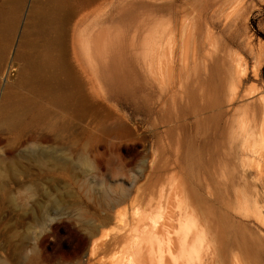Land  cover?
<instances>
[{
  "label": "rangeland",
  "instance_id": "obj_1",
  "mask_svg": "<svg viewBox=\"0 0 264 264\" xmlns=\"http://www.w3.org/2000/svg\"><path fill=\"white\" fill-rule=\"evenodd\" d=\"M103 1L0 0V264H22L41 218L53 222L47 257L76 252L72 209L88 205L87 187L132 199L147 188L145 205L156 211L160 190L185 177L206 181L204 194L211 189L212 225L225 233L231 259L246 240L264 264V152L252 153L264 144V0H142L113 13L105 33L120 29L130 39L149 14L153 27L180 19L194 36L177 101L150 82L107 74L108 103L75 64L66 26ZM229 25L237 26L234 42ZM115 229L110 223L104 231Z\"/></svg>",
  "mask_w": 264,
  "mask_h": 264
},
{
  "label": "bare ground",
  "instance_id": "obj_2",
  "mask_svg": "<svg viewBox=\"0 0 264 264\" xmlns=\"http://www.w3.org/2000/svg\"><path fill=\"white\" fill-rule=\"evenodd\" d=\"M134 1L142 0L90 3L68 19L66 26L71 36L74 62L81 72L88 74L96 97L104 102H110L105 81L107 74L112 78L119 75L121 83L132 82L133 78L140 82L142 79L147 86L150 82L163 97H173L177 101L183 91L184 74L190 67L186 49L194 36L192 28L186 36L184 22L180 19L174 24L162 23L153 27L147 14L138 21L130 39L120 29L118 33L115 30V34L100 29L113 13ZM144 1L154 6L178 3L177 0ZM236 27H226L225 31L231 33V42L235 40L233 28ZM193 62L197 66L196 57ZM109 110L116 112V107L111 106ZM245 146L250 147V144ZM263 147L264 144L252 145L253 155L263 154ZM81 162L88 168L93 166L86 159ZM55 164L67 166L61 161H55ZM185 178L177 184L175 179L168 181L167 188L164 186L160 190V206L156 211L149 209V202L145 205L147 188L138 191L132 199L130 193L106 189L96 192L95 196L87 187L88 205L72 209L76 214L71 220L80 242L77 251L67 257H47L46 241L53 222L48 227L41 218L36 224L34 242L26 240L23 245L22 264H258L252 259L254 256L250 252L253 249L245 239L243 243H237L238 254L231 259L235 251L231 250L225 233L212 225L210 210L215 207L216 198L211 189L204 194L201 188L206 181L198 183ZM201 204L205 206L203 210ZM259 221L262 223L261 219ZM110 223H115L116 229L105 232ZM77 232L82 233L81 236Z\"/></svg>",
  "mask_w": 264,
  "mask_h": 264
}]
</instances>
